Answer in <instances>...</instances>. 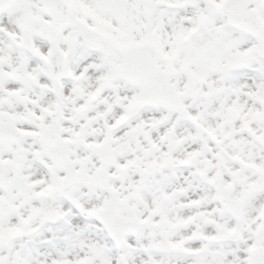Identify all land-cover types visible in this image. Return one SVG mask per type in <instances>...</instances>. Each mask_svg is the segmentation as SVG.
<instances>
[{
	"label": "snow or ice",
	"instance_id": "6c2138e0",
	"mask_svg": "<svg viewBox=\"0 0 264 264\" xmlns=\"http://www.w3.org/2000/svg\"><path fill=\"white\" fill-rule=\"evenodd\" d=\"M0 264H264V0H0Z\"/></svg>",
	"mask_w": 264,
	"mask_h": 264
}]
</instances>
